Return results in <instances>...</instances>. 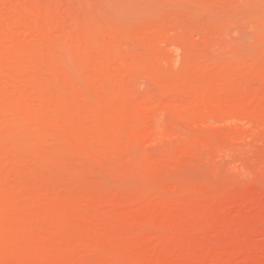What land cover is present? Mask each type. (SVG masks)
<instances>
[{
    "label": "rangeland",
    "instance_id": "1",
    "mask_svg": "<svg viewBox=\"0 0 264 264\" xmlns=\"http://www.w3.org/2000/svg\"><path fill=\"white\" fill-rule=\"evenodd\" d=\"M78 1L72 30L85 24L81 38L94 43L91 49L100 41L92 35L131 31L164 5ZM219 22L215 32L227 23ZM223 31L217 42L213 32L219 53L249 51L252 31ZM167 43L169 64L159 65L178 73L181 53ZM67 55V68L78 71L71 48ZM197 75L190 70L181 79ZM137 94L146 93L137 87ZM196 108L218 116L167 142L138 145L127 161L89 155L82 138L42 145L41 174L0 191V264H264V69L246 89L204 93ZM90 111L86 103L77 114ZM98 115L102 127L110 117Z\"/></svg>",
    "mask_w": 264,
    "mask_h": 264
},
{
    "label": "bare ground",
    "instance_id": "2",
    "mask_svg": "<svg viewBox=\"0 0 264 264\" xmlns=\"http://www.w3.org/2000/svg\"><path fill=\"white\" fill-rule=\"evenodd\" d=\"M32 1L0 0V191L38 177L43 171L38 149L60 137L65 143L82 138L83 150L109 161H127L138 145L177 138L218 116L196 108L204 93L246 89L264 69L255 70L264 66V0H162L153 19L131 31L105 30L100 39L92 35L100 40L92 49L94 43L81 38L85 24L72 30L81 6L75 3L83 2ZM218 22H227L218 25V33L252 31L249 51L219 53ZM167 42L181 53L178 73L163 69L169 62L163 47ZM68 48L75 63L80 60L76 72L65 64ZM190 70L199 75L182 80ZM148 83L154 92L146 89ZM137 87L145 96L137 94ZM86 103L91 111L77 114ZM100 113L110 118L98 128Z\"/></svg>",
    "mask_w": 264,
    "mask_h": 264
}]
</instances>
